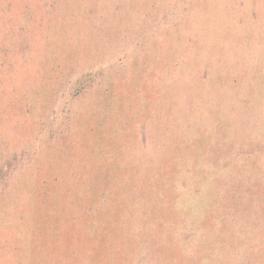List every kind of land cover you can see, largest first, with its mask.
Instances as JSON below:
<instances>
[{
  "label": "rangeland",
  "instance_id": "rangeland-1",
  "mask_svg": "<svg viewBox=\"0 0 264 264\" xmlns=\"http://www.w3.org/2000/svg\"><path fill=\"white\" fill-rule=\"evenodd\" d=\"M0 264H264V0H0Z\"/></svg>",
  "mask_w": 264,
  "mask_h": 264
},
{
  "label": "trees",
  "instance_id": "trees-1",
  "mask_svg": "<svg viewBox=\"0 0 264 264\" xmlns=\"http://www.w3.org/2000/svg\"><path fill=\"white\" fill-rule=\"evenodd\" d=\"M155 20H157V19H155ZM155 20H153L152 21V23L151 24H153V25H157L159 22L158 21H155ZM177 23H178V25H181V23H183V25H185L184 26V28H186L187 27V24H188V19H186V20H180V21H176ZM149 25V28H153V25ZM155 25V26H156ZM169 37V36H168ZM160 45H161V43H160ZM176 105V103L174 102L173 103V106H175ZM181 125V124H180ZM185 125V124H184ZM183 124L181 125V127L183 128V126H184ZM189 131H190V127L189 128H187L186 129V131H182V133H181V141H182V143H184L185 145H187V143H188V141H189V136L187 135V132L189 133ZM188 146V145H187ZM164 145H163V143H161V146H160V151H164ZM169 167V166H168ZM169 169H170V167H169ZM172 169V171H175V170H177V164H176V166L174 167V168H171Z\"/></svg>",
  "mask_w": 264,
  "mask_h": 264
}]
</instances>
